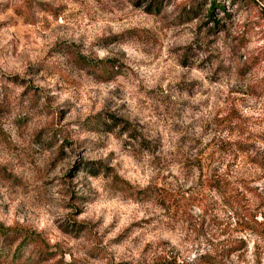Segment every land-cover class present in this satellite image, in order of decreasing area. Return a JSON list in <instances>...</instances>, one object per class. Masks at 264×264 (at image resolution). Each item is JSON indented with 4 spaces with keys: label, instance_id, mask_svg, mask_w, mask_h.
Returning a JSON list of instances; mask_svg holds the SVG:
<instances>
[{
    "label": "rangeland",
    "instance_id": "obj_1",
    "mask_svg": "<svg viewBox=\"0 0 264 264\" xmlns=\"http://www.w3.org/2000/svg\"><path fill=\"white\" fill-rule=\"evenodd\" d=\"M0 224V264H264V0H0Z\"/></svg>",
    "mask_w": 264,
    "mask_h": 264
},
{
    "label": "trees",
    "instance_id": "obj_2",
    "mask_svg": "<svg viewBox=\"0 0 264 264\" xmlns=\"http://www.w3.org/2000/svg\"><path fill=\"white\" fill-rule=\"evenodd\" d=\"M221 7V6H219ZM216 9V5L214 7L211 8V11L208 12V17L212 19L211 16H214V12ZM12 235L10 234L9 229L5 228L2 224H0V237L3 238V241H8L10 240L11 242L14 241L13 237H11Z\"/></svg>",
    "mask_w": 264,
    "mask_h": 264
}]
</instances>
